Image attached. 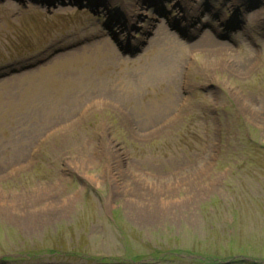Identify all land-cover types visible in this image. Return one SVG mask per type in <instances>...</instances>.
I'll return each instance as SVG.
<instances>
[{"label":"rangeland","instance_id":"obj_1","mask_svg":"<svg viewBox=\"0 0 264 264\" xmlns=\"http://www.w3.org/2000/svg\"><path fill=\"white\" fill-rule=\"evenodd\" d=\"M241 1L0 0V264H264V0Z\"/></svg>","mask_w":264,"mask_h":264},{"label":"bare ground","instance_id":"obj_2","mask_svg":"<svg viewBox=\"0 0 264 264\" xmlns=\"http://www.w3.org/2000/svg\"><path fill=\"white\" fill-rule=\"evenodd\" d=\"M47 2H50V1H44V3H47ZM251 3V0H242L241 1V3H240V9H242V11H243V9L245 10L246 9V7L248 6V4H250ZM239 9V10H240ZM237 12H238V10H237ZM236 12V13H237ZM239 13V12H238ZM135 14H136V12H135ZM198 14V9H196V10H194V11H191L188 15H192V16H196ZM221 20V19H220ZM248 20L250 21V23L251 22H253V18H248ZM231 22V21H230ZM236 23V25H241V27H243V28H246L247 26H245L246 24L245 23H243V22H240L239 20H236L235 21ZM203 23H205V19H198V24H196L195 25V28L191 31L192 33H190L191 35H194V34H196L197 33V28L200 26V25H202ZM219 24L220 25H223V21L221 20V22H219ZM259 27V26H258ZM214 31H216L217 32V29H213ZM223 30H225V29H222V30H218V33H219V35H221V36H218V34H215L216 35V37H218V38H221V37H223V35H225L224 34V32H223ZM213 31V32H214ZM166 35V34H165ZM165 38V37H164ZM169 39V38H168ZM204 40H207L206 41V43H202V44H204V46H207V47H210V48H217V47H228L230 44L229 43H221L220 41H217V40H213L212 38H209L208 36H203L202 37V41L201 40H199L200 42H203ZM211 42V44H208V43H210ZM214 44H218V45H214ZM221 45V46H220ZM127 55V54H126ZM226 66L227 67H229V68H235V65H234V63L233 62H231V61H228V60H226ZM213 65V64H212ZM62 90V88H60V90H58V92H60ZM9 93V91H5V94L7 95Z\"/></svg>","mask_w":264,"mask_h":264}]
</instances>
